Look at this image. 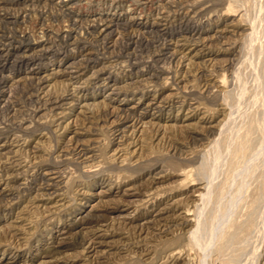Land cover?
Wrapping results in <instances>:
<instances>
[{
  "label": "rangeland",
  "instance_id": "374dc122",
  "mask_svg": "<svg viewBox=\"0 0 264 264\" xmlns=\"http://www.w3.org/2000/svg\"><path fill=\"white\" fill-rule=\"evenodd\" d=\"M12 1L0 264H264V0Z\"/></svg>",
  "mask_w": 264,
  "mask_h": 264
},
{
  "label": "bare ground",
  "instance_id": "6f19581e",
  "mask_svg": "<svg viewBox=\"0 0 264 264\" xmlns=\"http://www.w3.org/2000/svg\"><path fill=\"white\" fill-rule=\"evenodd\" d=\"M8 1L10 2V1H12V0H8ZM14 1H15V0H14ZM6 2H7V0H6ZM9 2H8V3H9ZM12 2H13V1H12ZM12 2H11V3H12ZM59 2H60V1H59ZM113 2H114V0H113ZM117 2H119V1H117ZM2 3H3V2H2ZM8 3H7V4H8ZM111 3H112V2H111ZM138 3H140V2H138ZM140 4H141V3H140ZM10 5H11V4H10ZM123 5H124V4H123ZM130 5H131V4H130ZM143 5H144V4H143ZM127 6H128V5H127ZM131 6H132V5H131ZM116 7H117V6H116ZM119 7H120V6H119ZM119 7H118V8H119ZM133 7H134V6H133ZM157 8H158V7H157ZM127 10H128V9H127ZM153 10H154V9H153ZM157 10H158V9H157ZM140 11H141V9H140ZM160 11H161V10H160ZM164 11H165V10H164ZM135 12H136V11H135ZM138 12H139V10H138ZM121 13H122V12H121ZM121 13H120V14H121ZM124 13H125V12H124ZM139 13H140V12H139ZM148 13H149V12H148ZM157 13H158V12H157ZM159 13H160V12H159ZM184 13H185V12H184ZM143 14H144V13H143ZM151 14H152V13H151ZM166 14H167V13H166ZM109 15H110V14H109ZM136 15H137V14H136ZM141 15H142V14H141ZM141 15H140V16H141ZM147 15H149V14H147ZM167 15H168V14H167ZM120 16H121V15H120ZM133 16H134V15H133ZM138 16H139V14H138ZM140 16H139L138 18H140ZM126 17H127V16H126ZM129 17H130V16H129ZM131 17H132V16H131ZM135 17H136V16H135ZM135 17H134V18H135ZM142 17H143V16H142ZM149 17H150V16H149ZM156 17H157V16H156ZM134 18H132V19H134ZM136 18H137V17H136ZM160 18H161V17H160ZM115 19H116V18H115ZM148 19H150V18H148ZM152 19H153V18H152ZM156 19H158V18H156ZM156 19H155V20H156ZM163 19H164V18H163ZM166 19H167V18H166ZM166 19H165V20H166ZM88 20H89V19H88ZM127 20H128V19H127ZM144 20H145V19H144ZM77 21H78V20H77ZM109 21H110V20H109ZM109 21L107 20L106 22H109ZM123 21H124V20H123ZM128 21H129V20H128ZM149 21H150V20H149ZM160 21H161V20H160ZM93 22H95V21H93ZM93 22H91V23H93ZM97 22L99 23V21H97ZM100 22H103V21L100 20ZM152 22L155 23V21H152ZM152 22H151V23H152ZM112 23H113V21H112ZM134 23H135V22H134ZM138 23H139V22H138ZM145 23H146V20H145ZM158 23H159V22H158ZM162 23H163V22H162ZM101 24H102V23H101ZM101 24H100V25H101ZM103 24H104V23H103ZM110 24H111V23H110ZM135 24H136V23H135ZM147 24H148V23H147ZM159 24H160V26H161V23H159ZM87 25H88V24H87ZM95 25H96V24H95ZM127 25H128V24H127ZM151 25H152V24H151ZM165 25H166V24H165ZM169 25H170V24H169ZM181 25H182V24H181ZM183 25H184V24H183ZM85 26H86V25H85ZM93 26H94V25H93ZM104 26L107 27V24L104 25ZM108 26H109V25H108ZM113 26H114V25H113ZM131 26H132V25H131ZM141 26H142V25H141ZM147 26H148V25H147ZM160 26H159V27H160ZM166 26H167V25H166ZM166 26H165V27H166ZM72 27H73V26H72ZM98 27H99V26H98ZM144 27H145V25H144ZM112 28H113V27H112ZM134 28H135V27H134ZM162 28H163V27H162ZM97 29H98V28H97ZM97 29H96V30H97ZM104 29H105V28H104ZM114 29H116V27H115ZM114 29H113V30L111 29V30L114 32ZM119 29H120V28H119ZM132 29H133V28H132ZM138 29H139V28H138ZM160 29H161V28H160ZM160 29H159V30H160ZM171 29H172V28H170V30H171ZM180 29H181V28H180ZM71 30H72V29H71ZM73 30H74V29H73ZM94 30H95V29H93V32H94ZM101 30H102V28H101ZM125 30H126V29H125ZM170 30H169V31H170ZM83 31H84V30H83ZM120 31H122V30H120ZM135 31H136V30H135ZM135 31H134V32H135ZM165 31H166V30H165ZM165 31H164V32H165ZM167 31H168V30H167ZM95 32H96V31H95ZM101 32H102V31H101ZM103 32H104V30H103ZM108 32H109V31H108ZM108 32H107V33H108ZM138 32H140V31L138 30ZM143 32H145V31H143ZM147 32H149V30H148ZM147 32H146V33H147ZM150 32L152 33V31H150ZM96 33H97V32H96ZM98 33H99V32H98ZM125 33H127V32H125ZM146 33H145V34H146ZM154 33H155V30H154ZM172 33H173V32H172ZM119 34H120V33H119ZM122 34H123V33H122ZM129 34H130V33H129ZM1 35H2V34H1ZM103 35H104V34H103ZM127 35H128V34H127ZM146 35H147V34H146ZM150 35H151V34H150ZM150 35H149V36H150ZM155 35H156V34H155ZM157 35H158V34H157ZM159 35H160V34H159ZM182 35H183V34H182ZM17 36H18V35H17ZM98 36H99V35H98ZM131 36H132V34H131ZM131 36H130V38H131ZM133 36H134V35H133ZM136 36H137V35H136ZM144 36H145V35H144ZM151 36H152V35H151ZM160 36H161V35H160ZM163 36H164V35H163ZM174 36H175V35H174ZM124 37H126V36H124ZM128 37H129V36H128ZM141 37H142V36H141ZM153 37H154V35H153ZM155 37H156V36H155ZM179 37H180V36H179ZM184 37H185V34H184ZM184 37H183V39H184ZM105 38H106V37H105ZM132 38H133V37H132ZM144 38H145V37H144ZM144 38H143V39H144ZM156 38H157V37H156ZM156 38H155V39H156ZM161 38H162V37H161ZM161 38H160V39H161ZM4 39H5V38H4ZM58 39H59V37H58ZM126 39H127V38H126ZM128 39H129V38H128ZM162 39H163V40H166L165 38H162ZM178 39H179V38H178ZM178 39H177V40H178ZM180 39H181V38H180ZM180 39H179V40H180ZM131 40H132V39H131ZM168 40H170V39L168 38ZM186 40H187V39H186ZM23 41H24V40H23ZM132 41H133V40H132ZM196 41H197V40H196ZM0 42H1V41H0ZM65 42H66V41H65ZM105 42H106V40H105ZM127 42H128V41H127ZM134 42H135V41H134ZM176 42H177V41H176ZM33 43H34V42H33ZM129 43H132V42H129ZM158 43H159V42H158ZM165 43H168V42H165ZM178 43H180V42H178ZM185 43H186V42H185ZM189 43H190V42H189ZM197 43H199V42H197ZM102 44H103V43H102ZM194 44H195V42H194ZM0 45H1V44H0ZM10 45H11V43H10ZM87 45H88V44H87ZM187 45H188V44H187ZM15 46H16V45H15ZM30 46H31V45H30ZM32 46H33V45H32ZM150 46H151V45H150ZM52 47H53V46H52ZM107 47H108V46H107ZM126 47H127V45H126ZM128 47H129V46H128ZM128 47H127V48H128ZM4 48H5V47H4ZM13 48H14V47H13ZM61 48H62V47H61ZM190 48H191V47H190ZM2 49H3V48H2ZM9 49H10V48H9ZM153 49H154V48H153ZM158 49H159V48H158ZM46 50H47V49H46ZM48 50H49V49H48ZM48 50H47V51H48ZM165 50H166V49H165ZM9 51H10V50H9ZM37 51H38V49H37ZM160 51H161V50H160ZM198 51H199V50H198ZM7 52H8V51H7ZM11 52H13V51H11ZM103 52H104V50H103ZM118 52H119V51H118ZM158 52H159V51H158ZM168 52H169V51H168ZM5 53H6V52H5ZM8 53H9V52H8ZM74 53H75V52H74ZM120 53H121V52H120ZM156 53H157V52H156ZM40 54H41V53H40ZM93 54H94V53H93ZM103 54H104V53H103ZM107 54H108V53H107ZM165 54H167V51H166ZM7 55H8V54H7ZM41 55H42V54H41ZM41 55H40V56H41ZM44 55H45V54H44ZM96 55H97V54H96ZM2 56H3V55H2ZM5 56H6V54H5ZM12 56H13V55H12ZM45 56H46V55H45ZM51 56H52V55H51ZM84 56H85V55H84ZM102 56H103V55H102ZM105 56H106V55H105ZM109 56H110V55H109ZM41 57H42V56H41ZM99 57H100V56H99ZM158 57H159V56H158ZM37 58H38V56H37ZM45 58H46V57H45ZM47 58H48V57H47ZM89 58H90V57H89ZM93 58H94V57H93ZM162 58H163V57H162ZM162 58L160 59V57H159L160 60H162ZM23 59H24V58H23ZM40 59H41V58H40ZM52 59H53V58H52ZM103 59H104V58H103ZM107 59H108V58H107ZM115 59H116V58H115ZM163 59H164V58H163ZM49 60H50V59H49ZM79 60H81V59H79ZM86 60H87V56H86ZM86 60H85V61H86ZM92 60H93V59H92ZM17 61H18V60H17ZM76 61H77V60H76ZM89 61H91V60H89ZM112 61H114V60H112ZM25 62H26V61H25ZM81 62H82V61H81ZM86 62H87V61H86ZM86 62H85V63H86ZM95 62H96V61H95ZM26 63H27V62H26ZM87 63H88V62H87ZM20 64H21V63H20ZM71 64H72V63H71ZM94 64H95V63H94ZM27 65H28V64H27ZM78 65H79V63H78ZM32 66H33V65H32ZM94 66H95V65H94ZM3 67H4V65H3ZM12 67H13V66H12ZM73 67H74V66H72V68H73ZM78 67H79V66H78ZM102 67H103V66H102ZM145 67H146L147 69L144 68V67H143V68L146 69V70H148V67H147L146 65H145ZM7 68H8V67H7ZM26 68H27V67H26ZM36 68H38V67H36ZM67 68H68V67H67ZM149 68L151 69V67H149ZM29 69H30V68H29ZM29 69H28V70H29ZM100 69H101V68H100ZM140 69H141L140 71L143 70L142 68H140ZM154 69H155V68H154ZM64 70H65V69H64ZM66 70H67V69H66ZM85 70H86V68H85ZM29 71H30V70H29ZM70 71H72V70L70 69ZM70 71H69V72H70ZM82 71H84V70H82ZM150 71H151V70H150ZM159 71H160V70H159ZM26 72H27V71H26ZM63 72H64V71H63ZM67 72H68V70H67ZM97 72H98V71H97ZM64 73H65V72H64ZM78 73H79V72H78ZM82 73H84V72H82ZM144 73H145V72H144ZM157 73H158V72H157ZM157 73H156V74H157ZM32 75H33V74H32ZM69 75H70V74H69ZM73 75H74V74H73ZM139 75H140V74H139ZM27 76H28V75H27ZM33 76H34V75H33ZM33 76H31V77H33ZM71 76H72V75H71ZM156 76L158 77L159 74H157ZM156 76H155V77H156ZM3 77H4V76H3ZM28 77H29V76H28ZM145 77H146V76H145ZM147 77H149V76H147ZM33 78H34V77H33ZM33 78H32V79H33ZM35 78H36V77H35ZM35 78H34V79H35ZM69 78H70V77H69ZM30 79H31V78H30ZM105 79H106V78H105ZM115 79H116V78H115ZM149 79H150V78H149ZM39 80H40V79H39ZM41 80H42V79H41ZM43 80H45V79H43ZM4 83H5V82H4ZM105 84H106V83H105ZM144 84H145V82H144ZM1 87H2V86H1ZM3 88H4V87H3ZM75 88H76V87H75ZM75 88H74V90H75ZM113 88H114V87H113ZM116 88H117V87H116ZM35 90H36V89H35ZM115 90H116V89H115ZM117 90H118V89H117ZM2 91H3V90H2ZM2 91H1V92H2ZM3 92L5 93V91H3ZM32 92H33V91H32ZM110 92H111V91H110ZM111 93H112V92H111ZM0 94H1V93H0ZM109 95H110V94H109ZM2 96H3V95H2ZM68 96H69V95H68ZM73 96H74V95H73ZM39 97H40V96H39ZM60 98H61V97H60ZM49 99H50V97H49ZM48 101H49V100H48ZM0 102H1V101H0ZM55 102H56V100H55ZM55 102H54V103H55ZM57 102H58V101H57ZM163 102H164V101H163ZM47 103H48V102H47ZM61 103H62V102H61ZM153 103H155V102L153 101ZM158 103H159V102H158ZM52 104H53V103H52ZM56 104H57V103H56ZM147 104H148V103H147ZM158 106H160V105H158ZM54 107H56V106H54ZM54 107H53V108H54ZM4 108H5V107H4ZM50 108H51V107H50ZM146 109H147V107H146ZM154 109H155V108H154ZM154 109H153V111H154ZM141 111H143V110H141ZM155 111H156V110H155ZM157 111H158V110H157ZM157 111H156V112H157ZM143 112H144V111H143ZM57 113H58V112H57ZM60 114H61V113H60ZM140 114H142V113H140ZM60 116H61V115H60ZM128 116H129V115H128ZM133 117H134V115H133ZM134 118H135V117H134ZM134 120H135V119H134ZM122 121H123V120H122ZM136 122H138V118H137V121H136ZM120 124H121V123H120ZM122 128H123V127H122ZM122 128H121V129H122ZM10 167H11V166H10ZM9 169H10V168H9ZM13 169H14V168H13ZM13 169H12V170H13ZM54 172H55V171H54ZM44 178H45V177H44ZM41 179H42V178H41ZM48 179H49V178H48ZM51 179H52V178H51ZM55 180H56V179H55ZM55 180H54V181H55ZM29 181H30V180H29ZM44 182H45V181H43L42 184H44ZM29 183H30V182H29ZM47 183H48V182H47ZM40 184H41V183H40ZM47 185H48V184H47ZM51 185H52V184H51ZM29 186H30V185H29ZM43 187H44V186H43ZM45 187H46V186H45ZM45 187H44V188H45ZM27 188H28V187H27ZM49 192H50V191H49ZM49 192H48V193H49ZM48 193H47V194H48ZM51 194H52V192H51ZM59 207H60V206H59ZM51 247H53V246H51ZM47 249H48V248H47ZM47 249H46V250H47ZM54 249H55V248H54ZM48 250H49V249H48ZM54 251H55V250H54Z\"/></svg>",
  "mask_w": 264,
  "mask_h": 264
}]
</instances>
